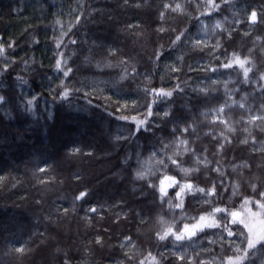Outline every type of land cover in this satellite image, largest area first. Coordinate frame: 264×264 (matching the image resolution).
<instances>
[{"label":"trees","instance_id":"trees-1","mask_svg":"<svg viewBox=\"0 0 264 264\" xmlns=\"http://www.w3.org/2000/svg\"><path fill=\"white\" fill-rule=\"evenodd\" d=\"M166 2L185 5L184 12L169 10L165 20L160 21L158 12ZM199 2L203 4L204 0ZM136 3L140 6L136 7ZM195 3L196 0H129L128 4L124 0H0V39L6 47L15 41V47L7 49L15 57L13 70L0 75V94L13 98L11 105L0 107V177H3L0 181V264H63L65 254L71 264H117V261L127 264L120 247L125 235L133 237L138 247L137 256L143 253L141 258L148 264H151L148 251L158 259L159 253H163L164 264H170L174 258L165 251L164 245L171 248L172 242H158L153 235L161 227L160 217L163 216L167 224L182 227L183 223L191 222L188 216L208 205L187 198L186 216L182 219L180 209L170 211L167 204L159 207L158 194H154L144 180L135 178L133 169L137 154L142 160L146 159L154 145L160 146L161 138H165V142L172 139L168 136L172 125L161 120L165 110L185 116L189 121L195 120L200 137L197 146L207 145L210 152L215 149L209 131L216 136L222 131L229 135L233 139L230 147L234 152L228 153L225 163L233 155L245 159L251 155L256 163L261 162L264 153L251 152V141L248 145L239 143L246 135L245 127L264 140L259 128L254 129L241 121V117L247 120V111L238 105L225 110V118L236 129L233 133L220 124L213 127L214 113L201 115L205 109L229 99L224 94L223 81H228L229 89H239L231 99L240 101L244 93H250L245 103L252 114H257L264 99L256 84L243 83L239 69H220L213 74L189 71V66L199 69L222 63L224 49L228 54L236 51L245 56L254 48L252 59L257 67L264 69V24L252 25L248 20L253 8L259 15L264 0H230L211 18L201 16L205 9H195ZM77 16L80 17L78 23ZM197 16L209 26L220 19L224 28L233 30L232 39L227 40L226 33L223 37L218 35L219 29L213 32L209 27L205 33ZM237 19L239 24L235 23ZM129 24L138 27L128 30ZM160 24L166 32L156 31ZM69 25L74 27L63 37L67 47L62 45L59 51L64 53L73 72L64 77L55 69L58 58L55 38L61 36V31L68 32ZM172 29H187V38H182L184 42L174 50L169 49L170 39L176 34ZM194 39L209 45L221 40L223 47L216 53L219 61L213 60L207 49H194ZM161 44L164 55L157 65L153 62V53ZM109 48L118 49L117 55L109 56ZM181 54L184 56L182 72L169 73L167 66ZM128 58H131L129 72L134 65L139 75L135 79L120 80L119 61ZM97 62L111 66L97 67ZM2 64L3 57H0V66ZM146 72L151 75L150 86L166 89L177 83L174 77L178 75L184 91L158 101L154 106L156 115L149 118L152 127L148 132L137 133L132 119L120 117L140 119L146 114L142 106L143 86L149 85L143 75ZM17 75L27 83L16 80ZM61 80L72 89L65 99L58 95L62 91L57 87ZM212 81L217 84L212 85ZM209 85L215 91L210 88L209 97L197 98L193 88ZM32 96H36V100L29 107L27 101ZM133 99L140 105L138 111L132 110ZM125 101L128 102L127 111L123 107ZM126 156L131 157L129 164H124ZM180 158L187 160L183 156ZM189 165L190 161L185 163V167ZM253 167L255 170V165ZM38 168L45 171L41 173ZM227 171L231 172V167ZM245 187L242 186L232 200H229L230 191L222 193L225 203L242 214L248 208L259 213V206L254 203L259 197L241 208V193L252 195L251 189L245 191ZM85 189L88 196L83 201H75L73 211L74 198ZM173 196L170 191L169 198ZM154 204L157 206L153 207ZM93 206L97 208L96 213L89 211ZM141 210V215L148 218L146 225H142L136 215ZM86 215L92 217L90 223L85 220ZM206 231L208 238L202 236L192 246L186 243L185 247L189 255L200 253L208 264H221L233 254L232 249L227 242L221 247L217 240L220 229ZM97 235L103 237V243H90ZM209 238L216 242L210 243ZM22 245L30 249L23 256L12 250ZM256 264H260L259 259Z\"/></svg>","mask_w":264,"mask_h":264},{"label":"snow or ice","instance_id":"snow-or-ice-1","mask_svg":"<svg viewBox=\"0 0 264 264\" xmlns=\"http://www.w3.org/2000/svg\"><path fill=\"white\" fill-rule=\"evenodd\" d=\"M124 3L128 4L129 0H124ZM229 3L230 0H220V3H217V0H204V3L201 4L199 0H196L193 6L197 10L201 8L205 9L200 15L211 18L214 12L220 11L222 4L227 5ZM135 6L139 7L140 4L136 3ZM162 9L163 10H159L158 12L160 21L165 20L166 12L169 10H171V12L183 13L185 5L181 3H175L173 5L172 3L166 2L162 4ZM79 19L80 17L77 16V23ZM196 19L200 20V16H197ZM224 19L226 20L227 17ZM248 20L252 25L258 22L264 24V6H261L259 15L257 10L253 8L250 14H248ZM200 23L205 33L208 32L210 27L213 32L219 29L220 31L217 34L222 37L226 33L227 40H231L233 37V30L224 28L223 22L220 19L215 20L211 26L206 24L203 20H200ZM235 23L239 24L240 20H235ZM73 27L74 25H69L68 32L61 31V36L55 38L56 49L58 50L55 69L57 73H62L64 77H69L73 69L67 64L64 53L60 52L59 49L62 45L67 47V45L63 44V37L69 35ZM126 27L128 30H133L134 27L138 26L129 24ZM156 31L166 32L167 29L163 24H160ZM172 31L176 32V34L174 39H170L169 49L174 50L184 42L182 38H187V29H181L179 31L172 29ZM245 35H248V33H245ZM257 39H259V37H257ZM69 42L72 44L76 43L75 40H70ZM14 47L15 41L8 43L6 47V44L0 39V57H3V64L0 66V75H4L13 70L15 57L12 56L7 49ZM192 47L200 51L207 49L209 56L213 60L219 61V56H217L216 53L223 45L219 39L214 45H209L203 40L194 39L192 40ZM117 53L118 49L116 48L108 49L109 56H116ZM253 53L254 48H250L249 54L245 56H241L236 51L228 54L227 49H224L223 52H221V55L224 56V62H218L215 66L209 64L207 67H200L199 69H194L189 66V71H210L216 74L220 69H239L243 74V83H255L262 99H264V69L257 67L252 59ZM163 55L164 45L161 44L154 50V64L158 65ZM262 61H264V54H262ZM130 62L131 58L127 60L121 59L119 61V66L122 68L120 80H125L129 77L135 79L136 76L139 75L138 69L134 65L131 67V72H129ZM24 63L27 64V61ZM101 66H111V64L101 65L97 62V67ZM167 67L169 73L182 72L184 67L183 54L177 56L176 60ZM250 73L252 74L251 76ZM143 75L145 80L149 82V85L143 86L145 99L142 106L146 114L140 119H137L135 116L120 117V119L123 120L132 119L136 124L135 131L137 133L141 131L148 132L152 127L149 118L156 115L154 106L158 101L164 98H172L174 95L184 91V88L181 87V81L178 75L174 77L177 83L171 89L150 86L151 75L147 72ZM16 80L27 83V81L19 75L16 76ZM222 83L224 94L229 99H226L223 103H219L216 107L205 109L201 115L207 116L209 113H214L212 117L213 127L220 124L225 126L229 133H233L236 129L232 127L229 120L225 118V110H231L233 105H238L240 109H244L248 112L247 120L241 117V121L245 124H251L254 129L259 128L260 135L264 136V102H262L257 109V114H252V109L245 103L250 93H244L241 96V100L236 101L231 99V97L233 93L238 92L239 89H229L228 81H223ZM216 84L217 81H212V85ZM57 87L62 89V91L58 93L61 99L67 98L72 91L63 80H61ZM210 88L212 91H215V88L209 85L203 88H193V92L196 94L197 98L201 95L207 98L210 95ZM148 97H151V100H149ZM35 100L36 96H32V98L27 101V105L30 107ZM12 103V97L0 94V107L11 105ZM131 104L133 105L132 110L138 111L140 106L138 101L133 99ZM123 107L125 111L128 110L127 101H125ZM161 120L162 122H167L172 125L168 132V136L172 139L165 142V138H161L160 146L156 147L154 145L153 150L146 159L142 160L139 154H137L135 161L136 168L133 169L135 178L144 180L147 187L151 189L154 194H158L159 207L162 208L164 204H167L170 211L180 209L182 219L186 216L185 200L187 198L191 197L193 201L201 205H208V207H201L196 214L188 216L187 219L191 222L183 223L182 227L177 224H167L163 216L160 217L161 227L155 230L153 235L158 242L169 240L172 242L171 248H168L166 244L164 245L165 251L174 258L171 260L170 264H208L206 260L201 258L198 252L189 255L188 248L185 247V244L187 243L189 246H192L195 240L200 237L203 236L208 238V232L206 230L210 229H220L221 234L217 236V240L220 242L222 248L225 242H227V246L231 248L233 252L232 255L223 259L221 264H256L257 259L260 260V264H264V167L261 166L264 164V157H262L260 163H256L254 157L251 155H249L247 159L233 155L231 160L225 163V157L228 156V153L230 151L234 152V149L230 147L233 144V139L229 135H226L222 131L219 133V136H216L212 131H209L208 135L212 136L211 143L215 149L210 152L207 145L197 146V141L200 137L198 135L199 125L195 120L189 121L185 116L174 115L171 110H165L161 116ZM157 128L159 129L160 125H157ZM243 132L246 135H244L243 139L239 140V143L241 145H248L251 141V152L254 153L259 151L264 153V140L258 139L257 135L254 134L253 131H250L248 127H245ZM116 139L119 140L120 137ZM257 144L260 145L259 148H257ZM74 151L78 152L79 149H74ZM181 156L186 157L187 160H182L180 158ZM217 157H220V159H217ZM130 161L131 157L126 156L124 164H129ZM188 161H190V165L185 167V163ZM249 161H252V163ZM254 165L255 170L253 167ZM228 167H231V172L227 171ZM37 171L43 173L45 169L38 168ZM257 173H259V175H257ZM245 177H247V180H245ZM76 178L79 179V177ZM2 180L3 177H0V181ZM40 182L44 183V181ZM245 185V191L250 188L252 195H243V193H241V208H245L253 203L254 197H259V199L254 200L255 205L259 206V213L253 212L251 208H248V211L242 214L241 211H237L235 207L225 203L223 194H227L230 191L231 196H229V200H232V197L237 196L240 188ZM170 191L174 193V196L171 198H169ZM88 194L86 189L79 192L74 198L73 211H75V201H83ZM233 203H235V201H233ZM155 206L157 205L154 204L153 207ZM89 211L91 213H96L97 208L93 206ZM142 211L143 210L137 212L136 215L140 217V223L146 225L148 223V218L141 215ZM64 212L67 213L68 209H64ZM249 217H251V219H249ZM91 219L92 217L85 216L87 222L90 223ZM223 233H227V235L224 236ZM209 241L210 243L216 242L211 240V238H209ZM90 243L102 244L103 237L97 235ZM120 247L124 251L127 264H148L146 259L141 258L144 255L143 253L137 256L138 247L133 241L132 236L125 235ZM12 250L21 256L30 251L26 245L13 247ZM209 255L211 254L209 253ZM159 256L160 258L158 259L151 251L147 252V257L150 259L151 264H164V254L159 253ZM63 264H71V260L67 257V254H65ZM117 264H122V262L117 261Z\"/></svg>","mask_w":264,"mask_h":264},{"label":"rangeland","instance_id":"rangeland-1","mask_svg":"<svg viewBox=\"0 0 264 264\" xmlns=\"http://www.w3.org/2000/svg\"><path fill=\"white\" fill-rule=\"evenodd\" d=\"M249 219H251V217H249Z\"/></svg>","mask_w":264,"mask_h":264}]
</instances>
